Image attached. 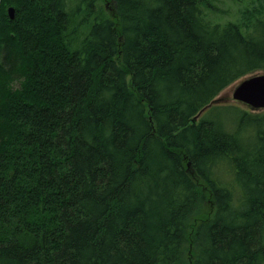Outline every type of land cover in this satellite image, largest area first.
<instances>
[{
	"label": "trees",
	"instance_id": "trees-1",
	"mask_svg": "<svg viewBox=\"0 0 264 264\" xmlns=\"http://www.w3.org/2000/svg\"><path fill=\"white\" fill-rule=\"evenodd\" d=\"M68 1L0 0V264H264V111L192 121L264 71V0Z\"/></svg>",
	"mask_w": 264,
	"mask_h": 264
},
{
	"label": "rangeland",
	"instance_id": "rangeland-1",
	"mask_svg": "<svg viewBox=\"0 0 264 264\" xmlns=\"http://www.w3.org/2000/svg\"><path fill=\"white\" fill-rule=\"evenodd\" d=\"M247 0L243 1H237V0H209V2L212 3V8H209L207 10L208 18H215L216 21L218 22H225L227 20H234L238 16V10L242 7L241 3L246 2ZM250 1V0H249ZM75 0H69L67 3L68 8L72 7L74 5ZM83 5V3H80V5ZM99 4H97L98 6ZM83 8L81 7L79 10L80 15L82 16L83 14ZM213 19V21L215 20ZM248 75H245L246 77ZM241 77L237 80H235L233 83L225 87L208 105H206L203 109H201L193 118L192 121L196 122L198 121L199 117L204 113L206 116H213V113H211V107H208L212 104H219V105H226V104H232L236 106L237 108L247 110L250 112H262L264 111V108H258V109H253L251 106L248 104H245L240 101H236L232 97V93L234 90V87L244 78ZM221 120L224 124L229 122L231 123V117L232 113L227 112V113H221ZM227 120V121H226Z\"/></svg>",
	"mask_w": 264,
	"mask_h": 264
},
{
	"label": "water",
	"instance_id": "water-1",
	"mask_svg": "<svg viewBox=\"0 0 264 264\" xmlns=\"http://www.w3.org/2000/svg\"><path fill=\"white\" fill-rule=\"evenodd\" d=\"M7 14L10 19H13L15 8L9 6ZM232 97L236 101L248 104L253 109L264 108V71L244 77L234 87Z\"/></svg>",
	"mask_w": 264,
	"mask_h": 264
},
{
	"label": "bare ground",
	"instance_id": "bare-ground-1",
	"mask_svg": "<svg viewBox=\"0 0 264 264\" xmlns=\"http://www.w3.org/2000/svg\"><path fill=\"white\" fill-rule=\"evenodd\" d=\"M28 44V43H27ZM33 71V70H32ZM45 99V98H44ZM43 99V100H44ZM51 106V105H50ZM12 108V107H11ZM50 109V108H49ZM36 110V109H35ZM22 127V126H21ZM34 127V126H33ZM27 130V129H26ZM37 141V140H36ZM61 147V146H60ZM179 152V151H178ZM56 157V156H55ZM178 166V165H177ZM126 175V174H125ZM68 197V196H67ZM264 222V221H263ZM257 249V248H256ZM214 260V259H213ZM238 264V263H237Z\"/></svg>",
	"mask_w": 264,
	"mask_h": 264
}]
</instances>
